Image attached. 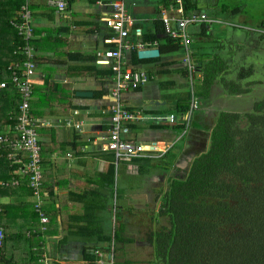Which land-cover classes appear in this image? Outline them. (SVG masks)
Returning <instances> with one entry per match:
<instances>
[{
    "label": "crops",
    "instance_id": "1",
    "mask_svg": "<svg viewBox=\"0 0 264 264\" xmlns=\"http://www.w3.org/2000/svg\"><path fill=\"white\" fill-rule=\"evenodd\" d=\"M112 1L68 0L66 11L57 13L47 0H30L36 62L33 80L38 88L33 101L36 118L47 132L43 134L45 130H42L38 135L44 141L43 194L48 224L40 241L33 232L39 224L34 226L27 183L12 186L10 190L0 189L1 206L11 205L0 212V227L5 234L0 264H39L38 259L43 254L55 264H96V252L108 256L110 250L114 254L116 249L118 255L123 250L140 264H151L152 220L146 221L150 214L138 217V213L154 205L157 216L171 180L185 173L192 158L208 149L209 133L217 116L212 114V107L205 99L210 107L209 115H198L205 102L197 97L199 109L193 114L183 137H180L181 124L142 121L122 127L121 136L125 140L170 146L163 157L133 159L115 165L113 154L102 150L101 139L110 130V108L116 100L111 96L112 72L106 64L96 62L95 53L114 48L113 44L106 43L112 32L103 20L110 13ZM188 2L192 15L205 14L210 21L187 27L198 84H204L206 69L213 59L223 61L219 56L225 53L222 43L226 40H235V47L248 42L247 50H237L244 57L251 52L255 54V43L257 47L264 44V33L256 28L241 24V28H237L238 23H225L226 28L221 26L220 21H225L221 14L231 19L237 11L219 8V0ZM125 7L134 21L133 28L140 30V36L135 29L130 31L129 40L134 45L142 42L145 33L154 30L156 21L163 16L172 18L175 14V7L167 0H126ZM170 25L176 26L174 21ZM249 30H253L250 35ZM163 39V34H159L158 40ZM159 51L158 57L147 59L138 58L137 48L125 53L123 68L143 72L149 80L136 90L123 92L119 100L128 111L178 116L189 99L186 71L181 63L182 49L179 52ZM260 52L257 50V55ZM48 82L55 85L52 90ZM77 93H90V96L79 97ZM67 121L80 126H67ZM6 130L7 127L2 128L0 133ZM110 167H114V171ZM118 171L124 178L120 186ZM10 172L7 179L12 178L14 171ZM49 188L51 198L46 195ZM110 212L117 223L113 233L107 229L111 224ZM39 244L40 249L37 248ZM88 254L92 258H88Z\"/></svg>",
    "mask_w": 264,
    "mask_h": 264
},
{
    "label": "trees",
    "instance_id": "2",
    "mask_svg": "<svg viewBox=\"0 0 264 264\" xmlns=\"http://www.w3.org/2000/svg\"><path fill=\"white\" fill-rule=\"evenodd\" d=\"M167 1L170 6H177L176 0ZM22 4L24 0H0V83H7V88L0 90V131L17 123L19 95L10 83L8 67L20 59L14 53L20 40L11 22ZM182 8L185 17L192 15L188 0H182ZM159 34H163V40H158ZM141 41L156 42L165 52L182 49L179 39L165 33L162 19L154 23V30L145 33ZM257 50L260 52L264 48L257 47ZM260 53L264 54V51ZM226 69L229 68H223ZM246 77L247 72L241 71L238 79ZM208 80L210 78L205 73L204 84L207 85ZM48 85L51 90L55 86L49 82ZM37 91L38 88L33 86L30 114L35 119L38 114L33 97ZM231 92L237 98L234 103L244 105L249 101L246 90H239L236 86ZM198 95L204 100L209 90L203 88ZM251 101L248 110L220 111L210 130L206 152L193 157L185 173L171 180L162 197L160 210L153 219L151 264H264V92L253 96ZM35 129L39 135L42 130L47 134L41 123L36 124ZM39 145L43 165L44 141L40 140ZM6 154L7 149L0 151V182L9 181L7 173L16 170L7 161ZM110 169L114 171V167ZM19 181L18 186L27 183L26 178H19ZM0 189L10 190L12 187L0 186ZM43 192L42 183L41 194L45 199ZM51 193L49 188L47 197L51 198ZM29 205L34 226H37L38 216L33 205ZM10 206H0V212ZM44 214L48 217L47 212ZM33 232L41 241L44 232L39 227ZM4 242L5 236L0 251ZM37 248L40 249V244ZM87 257L92 258V255Z\"/></svg>",
    "mask_w": 264,
    "mask_h": 264
},
{
    "label": "built area",
    "instance_id": "3",
    "mask_svg": "<svg viewBox=\"0 0 264 264\" xmlns=\"http://www.w3.org/2000/svg\"><path fill=\"white\" fill-rule=\"evenodd\" d=\"M126 0H113L109 3L110 13L105 17L104 25L111 30L112 36L106 43L113 44V49L104 52L97 51L95 58L97 63L109 66L114 80V87L111 96L116 100L114 106L110 108V130L101 139L102 150L110 152L114 157V164L120 161L129 162L133 159H159L169 150L170 146L163 143L142 144L130 140H125L121 136L122 127L125 124L137 123L142 121H154L169 125L181 124L182 130L180 137H183L191 125L193 114L199 109V99L194 90V84L198 80L197 67L192 59L190 39L187 32L189 24L198 22L210 23L205 14H193L189 17L184 16L182 0H176L174 17L163 16L162 22L165 33L171 38L179 39L182 48L181 63L186 71V79L189 86V99L187 108L176 115L151 116L145 115L140 111H128L120 102V95L123 92L136 90L145 85L149 77L143 72L123 68L125 53L137 48L139 51L155 49L156 42L138 43L134 45L130 42V31L134 26L132 17L126 10ZM50 7L57 13H63L68 8V0H47ZM174 21L176 26L172 28L170 22ZM17 31L19 45L14 53L20 57L18 61L12 62L9 67L10 83L19 95V107L17 123L14 127H8L6 132L0 133V151L7 149L6 159L16 170L12 173L9 181H1V187L15 186L20 184L19 176L26 178L27 186L30 189L33 210L39 219V230L44 232L48 224V217L44 214V199L41 194L43 183V165L41 161V146L39 145V135L35 125L39 123L30 114V103L32 100L34 74L36 68L35 50L32 45L33 28L32 13L30 10V0H24L17 17L11 22ZM136 35L140 36V30L135 29ZM134 31V32H135ZM7 83H0V90L6 89ZM67 126L78 128L80 124L67 121ZM1 206V197H0ZM4 230L0 227V247L4 240ZM44 252V251H43ZM42 252V253H43ZM96 264H112L113 252L110 250L108 256L101 252H96ZM39 264H55L44 254L39 258Z\"/></svg>",
    "mask_w": 264,
    "mask_h": 264
},
{
    "label": "rangeland",
    "instance_id": "4",
    "mask_svg": "<svg viewBox=\"0 0 264 264\" xmlns=\"http://www.w3.org/2000/svg\"><path fill=\"white\" fill-rule=\"evenodd\" d=\"M219 1H220L218 3L219 8H226L227 10L230 11L234 9L237 10V13L234 16H232L231 19H227L229 18V15L221 14L220 17L222 18V20H225V21H220L223 23L221 26H224L225 23L226 24L238 23V25H236L237 28H241V26H251L253 29L256 28L257 30L264 33V28L262 29L259 28V26L264 27V0H219ZM239 24H241V26H239ZM238 31H243V30L239 29ZM252 32L253 30H249L248 35H250ZM226 41L227 42L222 43L225 53L219 56V59H223V61L218 62L217 59H213L210 62L208 68L206 69V73L210 78V80H208L207 85L198 84L199 83L198 81H196L194 84V90L197 97H199L198 93L201 89L206 88L209 90V95L205 98V100H208L209 105L212 108H210L207 105V103L202 99L203 100L202 103L205 102V105L201 107L197 113L200 116L208 117L209 115L208 107L211 109L212 114L216 116L220 111L223 110H229V109L248 110L252 106L251 98L255 95H259L261 92H264V54L259 53L257 55V44L255 43L256 45L255 54L251 52L250 54L244 57L242 53H237V50H239L240 52L247 50L245 45H247L248 42L242 43L240 46L235 47L236 45L235 40H226ZM262 46L263 43L261 44V47ZM225 67L229 69L220 71L222 68ZM241 71L247 72V77L245 79L239 80L238 76ZM223 84L225 86L221 88ZM199 85L201 86V88L199 87ZM236 86L239 88V90H246L247 94H249L250 96V98H246V99H248L250 102L247 101V103L245 102L244 105L241 102H239L238 104L234 103V100H236L237 98L231 95L232 93L231 89ZM8 127H13V126H7V129ZM118 178H119L118 182L120 186L121 181L124 179L120 171H118ZM147 210H150V213ZM154 210L155 207L153 205L151 207H144L141 210V212L138 213L139 215L138 217L150 214L146 221L152 220L153 230H154L153 219L156 217ZM113 213L116 215L117 207L115 209V212ZM107 216H108V212L107 215L106 213L104 214V218H103L104 221L106 220ZM109 217L111 224L108 226L107 229L110 232L112 230V233L113 231L116 232L117 230L116 218L113 215V219H115V221L112 220L111 212L109 214ZM137 222L140 224V221L137 220ZM143 222H145V220H143ZM118 261L121 262V264H140V262H137V259L136 260L132 259L123 250L121 254L118 255L116 249L115 253L113 254V262L114 264H117Z\"/></svg>",
    "mask_w": 264,
    "mask_h": 264
},
{
    "label": "water",
    "instance_id": "5",
    "mask_svg": "<svg viewBox=\"0 0 264 264\" xmlns=\"http://www.w3.org/2000/svg\"><path fill=\"white\" fill-rule=\"evenodd\" d=\"M160 55L159 49L141 50L137 53L139 59L156 58ZM79 97H89L90 93H77Z\"/></svg>",
    "mask_w": 264,
    "mask_h": 264
},
{
    "label": "flooded vegetation",
    "instance_id": "6",
    "mask_svg": "<svg viewBox=\"0 0 264 264\" xmlns=\"http://www.w3.org/2000/svg\"><path fill=\"white\" fill-rule=\"evenodd\" d=\"M182 174V173H181ZM181 174H179V175H181Z\"/></svg>",
    "mask_w": 264,
    "mask_h": 264
},
{
    "label": "bare ground",
    "instance_id": "7",
    "mask_svg": "<svg viewBox=\"0 0 264 264\" xmlns=\"http://www.w3.org/2000/svg\"><path fill=\"white\" fill-rule=\"evenodd\" d=\"M54 9V8H53ZM34 32V31H33Z\"/></svg>",
    "mask_w": 264,
    "mask_h": 264
}]
</instances>
